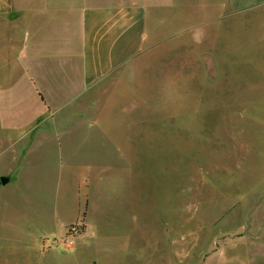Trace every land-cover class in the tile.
<instances>
[{"label": "rangeland", "instance_id": "1", "mask_svg": "<svg viewBox=\"0 0 264 264\" xmlns=\"http://www.w3.org/2000/svg\"><path fill=\"white\" fill-rule=\"evenodd\" d=\"M203 19L79 107L0 70V264H264V7Z\"/></svg>", "mask_w": 264, "mask_h": 264}, {"label": "crops", "instance_id": "2", "mask_svg": "<svg viewBox=\"0 0 264 264\" xmlns=\"http://www.w3.org/2000/svg\"><path fill=\"white\" fill-rule=\"evenodd\" d=\"M261 7L264 0H0V36L8 35L0 70H6L8 86L24 83L48 110L75 102L79 107L95 87L118 78L159 44L160 29L173 30L176 18L190 30L193 10L205 27L209 10L235 14ZM73 108L75 115L65 120L76 123L80 116ZM42 121L40 115L29 124ZM2 177L8 176L0 182Z\"/></svg>", "mask_w": 264, "mask_h": 264}, {"label": "water", "instance_id": "3", "mask_svg": "<svg viewBox=\"0 0 264 264\" xmlns=\"http://www.w3.org/2000/svg\"><path fill=\"white\" fill-rule=\"evenodd\" d=\"M1 182L3 185H6L9 182V178L8 177H2Z\"/></svg>", "mask_w": 264, "mask_h": 264}, {"label": "built area", "instance_id": "4", "mask_svg": "<svg viewBox=\"0 0 264 264\" xmlns=\"http://www.w3.org/2000/svg\"><path fill=\"white\" fill-rule=\"evenodd\" d=\"M73 230L75 231V233H76V228H73Z\"/></svg>", "mask_w": 264, "mask_h": 264}]
</instances>
